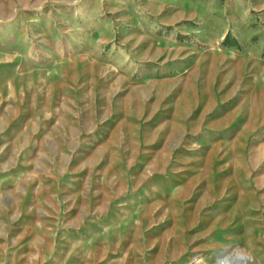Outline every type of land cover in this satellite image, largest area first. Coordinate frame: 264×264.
<instances>
[{"label": "rangeland", "instance_id": "374dc122", "mask_svg": "<svg viewBox=\"0 0 264 264\" xmlns=\"http://www.w3.org/2000/svg\"><path fill=\"white\" fill-rule=\"evenodd\" d=\"M0 264H264V0H0Z\"/></svg>", "mask_w": 264, "mask_h": 264}, {"label": "bare ground", "instance_id": "6f19581e", "mask_svg": "<svg viewBox=\"0 0 264 264\" xmlns=\"http://www.w3.org/2000/svg\"><path fill=\"white\" fill-rule=\"evenodd\" d=\"M218 261H220V259Z\"/></svg>", "mask_w": 264, "mask_h": 264}]
</instances>
